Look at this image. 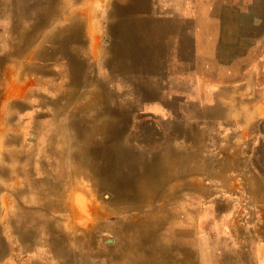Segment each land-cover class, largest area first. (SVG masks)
Here are the masks:
<instances>
[{
  "label": "rangeland",
  "instance_id": "obj_1",
  "mask_svg": "<svg viewBox=\"0 0 264 264\" xmlns=\"http://www.w3.org/2000/svg\"><path fill=\"white\" fill-rule=\"evenodd\" d=\"M62 1L69 9H90L91 33L88 34L82 22L78 52L72 64L60 55L46 61L43 58L44 61L40 59L37 65L50 73L40 74L31 67L32 49L35 45L44 47L45 36L52 34L57 24L67 26L70 22L65 21L63 15L45 16L40 4L44 0H0V92L11 91L22 105L5 108L1 113L5 118L0 121V156H3L0 167L11 174L0 175V264H73L76 256L90 261H103V256L108 259L103 261L105 264H122L124 251H128L121 247L125 239L106 228L94 233L93 243L85 240L84 227H90L92 220L90 201L97 200L98 204L112 209L104 218L106 225L147 216L153 210V206L145 205L142 211L117 212L110 202L115 198L111 190L94 187L80 174L75 176L77 188L65 192L72 198V208L77 214L72 220L75 232L68 230L71 222H67L64 215L45 204V199H55L53 192L57 193L58 188L59 193L64 191L56 182L67 179L59 175L55 154L47 140L60 137L62 125H66L76 142L96 137L89 120L81 128L70 124L75 115L76 122L90 118L86 109L90 100L122 108L128 107L124 104V94L131 98L129 102L134 104L129 105L131 113L125 122L122 139L116 145L122 144L130 153L134 151L143 157H149L145 154L151 151L158 157L164 155L168 134L174 150L190 152L194 149L196 156L202 151V155L219 160L229 155L227 168L232 167V155H252V150L259 145L264 152V118L256 123L251 112L254 104H264V0H148L152 8L177 22L180 30L177 40L179 36L184 39V46L180 47L176 39H171L170 46L164 47L152 42L151 37L139 38L140 42L134 39L129 47L128 74L114 71V65H107L105 61L112 58L108 47L112 42L109 25L113 20L109 13L114 5L131 8L132 1ZM49 3L54 4L55 0ZM158 16L162 14L154 18ZM78 18L74 17L76 21ZM115 41L121 43L119 39ZM15 54L17 63L10 60ZM118 57L122 59L120 54ZM71 65L73 69L84 68L81 79H89L85 80L82 93L73 102L83 107V112L75 110L78 114L71 115L72 110H69L57 115L50 101L57 95L64 99L72 92V77L76 73H72ZM115 65H118L117 60ZM51 72L56 77L53 80L50 79L52 75H47ZM133 91L137 96H131ZM248 146L249 152L245 150ZM87 149L83 153L77 151L74 159L68 156L64 167L71 169L75 163L81 164L83 160L79 155L86 157ZM16 150L21 151L22 159L9 157L8 154ZM28 155L33 156L32 169L26 172ZM254 163L264 171L262 161ZM14 166H20L21 172L18 173ZM233 173L234 169H227L228 186L224 179L217 183L223 194L212 199L217 207L216 215L206 210L209 205L205 202H198L193 195L188 198L186 208L191 216L176 224L180 228L178 234L182 235L181 231L185 230L190 241L202 240L200 245L205 243V248L195 247L188 253L176 248L177 252L172 247L166 251L171 258L186 259V264H264V201L256 200V194L238 186L239 177ZM194 175L189 179L202 181V177ZM203 182L211 184L208 179ZM50 185L51 191L47 189ZM178 207L183 209L182 205ZM178 207L173 211H178ZM28 211L36 216L34 225L26 219ZM201 215H206L203 224ZM44 219L51 222L50 232L56 235L52 239ZM114 229L118 231L119 227ZM28 235L34 239L27 238ZM168 236L172 237L171 233L164 232L163 237L168 240ZM176 237L180 241V236ZM114 249L117 252L110 254ZM145 255H150L152 261L162 257L156 247Z\"/></svg>",
  "mask_w": 264,
  "mask_h": 264
},
{
  "label": "bare ground",
  "instance_id": "obj_2",
  "mask_svg": "<svg viewBox=\"0 0 264 264\" xmlns=\"http://www.w3.org/2000/svg\"><path fill=\"white\" fill-rule=\"evenodd\" d=\"M65 18L64 20L67 22H70L74 19V17ZM60 25L57 24V28L52 32V34L50 33L48 37L50 42L52 38L56 37V35L59 34L62 36L66 30L72 28L71 24L67 26L64 24H62V26ZM73 31V29L70 31L69 35L67 36L68 38H74L75 34ZM119 34L120 33H118V35ZM60 48V50H54L52 48H47L46 45L44 47L41 45H35L31 51V61L33 64L31 65L32 70L40 74L50 73L45 72V68L43 66H38L37 61L40 59L43 60V58L45 61L46 59L49 60L51 58H55L56 56H59V53L65 55L69 54V48L65 46H61ZM108 48L111 50L110 53L112 58L111 60L107 59L105 64H113L114 71L119 70L124 72V74H128L130 69L128 68L127 63H129L128 56H131V50L127 47V43L124 42L121 44H116V41H112ZM70 50L72 51V49ZM16 52L17 51L14 53ZM119 54L121 55L122 59L118 57ZM13 56L14 59L10 58L11 62L17 63L15 60L16 54ZM9 57L11 56L9 55ZM116 60L118 65H115ZM24 67L28 69L27 66ZM70 68L73 69V66L71 65ZM83 70L84 68L73 69L72 73H76V75H73L72 77V92L70 94H68L64 99H61V97H58L57 95L56 98L50 101V105L53 107L52 110H54L53 112H56L57 115L69 110H72L71 115L82 111L81 109L83 107H79V104L73 102L82 93L81 90L84 88V83L87 79H81ZM132 73L135 74L134 72ZM47 75H52L53 78H50L52 80L56 78L52 72L51 74ZM88 81L89 79H87V82ZM126 91H128V89ZM132 95L137 96L134 91L131 92V96ZM123 98L125 100L124 104H127L128 107L120 108L116 105L107 106L101 102H98L97 100H90L87 102L88 106H86V109L91 114L90 118H82L76 122L75 115L72 123L70 124H72L73 127L76 125V127L79 126L81 128L87 125L88 122L86 120H89L90 126L93 125L91 127L93 134L96 136L93 139L82 140L81 138L80 141L76 142L72 139L71 133L66 129V125H62L60 127V133H62L60 134V137H57L56 139L49 138L47 140L52 152L55 154L54 156L58 166L59 175L61 177L66 176L67 179H65V182H62L63 184L60 181L56 182V186L62 187L64 191L59 193L58 188L56 190L57 193L53 192L55 199H45V204L49 206L51 205V207L53 206L56 213L64 215L66 218L65 220H68L67 222H71V224L68 225V230L72 233L75 232L77 229L75 225L72 224V220L77 216V214L72 208V198H70L68 194H65V192L77 188V183L75 181L76 175H84L88 181H91V184L94 187L111 190V193L115 198H112L110 202L114 206V210L117 212H122L123 210L142 211L144 210L145 205L153 206V210L151 209L152 211H150L147 216H136L131 220L122 219L119 223L106 225L104 218L108 216V212L112 213V209L108 210L107 207L98 204L99 201L97 200L94 202L90 201L89 207L90 210L92 209V220L89 223L90 227H84L86 232L85 240L87 243L94 242V233H97L99 230H106L107 228L111 230V233H113L115 236L126 240V243L123 245L120 244L122 248L126 250L128 249V251H124L125 259L122 264H186V259L171 258V256H169L166 251L171 250L173 247L176 251L179 249L181 252L186 251L189 253V251L191 252V250L195 247H198L199 249L202 247L205 248V243L204 246L200 245L202 242H204L202 240L199 241L198 239V242H194L196 240L193 241L191 239L192 241H190L189 239L191 237H187V234H184L187 233L185 230L181 229L183 230L181 232L184 233L182 235L178 234V230L180 228L179 225L176 224L180 221H183V219L187 220L186 218L189 217L188 215L191 216V211L186 208L188 205V198H193L194 196L198 202H205L206 205H209L207 207L208 209L206 210H211V212L216 215L217 207L214 205L212 199L214 197L216 198L220 194H223L217 183H219V180L224 179V184L228 186L227 180L225 179V174L227 169L234 168L237 170L239 168L238 159L233 161L235 165H231V168H227L228 162L226 164L215 165L208 155H202V151L199 153L201 155L196 156L198 154L195 155L196 151L194 149L190 152H188L189 150H174L169 144V134L166 137L168 142L165 148L166 151H164V155L162 154L159 157L153 151L145 154L150 155L149 157H143V155L134 151H132L133 153H130L129 150H127L128 147L122 144L117 147L116 144H119L122 139L121 135L124 133L125 122L130 116V110L134 104L132 101L129 102L131 99L129 96L124 94ZM138 103L141 102L138 101ZM17 105L20 106L21 103L16 101V98L12 95L11 91L3 93L0 92V121L5 118L4 115L1 114L2 112H5V108H11L12 106ZM57 106H60V108L56 109ZM75 110H77V112H75ZM52 136L53 133L50 134V137ZM15 142L16 140L14 143ZM111 142L115 143L112 146H109ZM89 147H91L90 151ZM86 149L88 155L90 156L87 157L88 155H85L86 157H84L83 155H79V157L83 160V162H88V166L84 165L83 162H81V164L77 162L78 164L75 163L71 169H66L64 167V162L66 159H68V156L69 158L71 156L72 159H74L75 155H78L77 151L83 153ZM15 152L16 153L8 154L9 157L11 155V159L13 160L22 159L19 154L21 151L16 150ZM5 157L6 156H4V158ZM2 158L3 156H0V160ZM32 158V155H28L26 160L28 163L27 169H25L26 172H29L32 169V165L30 164ZM14 167H16L15 169L18 171V173L21 172L20 166ZM210 173L214 174L209 176ZM9 174H11L9 171L5 170L3 167H0V175L8 176ZM194 174H198L200 177H202V181L199 179L190 180L189 177ZM205 179L211 181L210 186L204 184L203 181ZM248 179L249 176L245 175L243 183L245 182L246 184ZM230 188L232 187L230 186ZM47 189L51 191L53 187L50 185L49 188L47 187ZM249 192L256 195H262L261 192H255V190H249ZM189 193L191 195H189ZM158 202L160 204H157ZM181 205L183 208L182 210L178 207ZM175 207H178V211H173V209L175 210ZM103 209H107L108 211L106 213H100ZM68 210L69 213L66 214ZM178 213L179 219L177 220L176 218H178ZM205 216H200L201 224H203L204 221L202 219H204ZM22 219H24V216ZM26 219L33 225L36 222V216L32 214L31 211L26 212ZM43 222L46 225L47 233H50V238H54L56 235L54 236L50 232L51 228L49 225L51 222L45 219ZM129 225L131 226L130 229L128 228ZM112 226H118L119 230L116 231ZM164 232L171 233L173 241L171 236H168V240L165 239L163 237ZM176 236H180V241H178V237ZM27 238L34 239V237L31 235H28ZM149 240L151 243L147 242ZM155 247L162 257H160L159 260L152 261L150 255L147 257L145 253L146 251H149ZM57 252L62 253L60 250H57ZM116 252L117 251L114 249L110 254L114 255ZM102 258L104 262L106 260L108 261L107 258L103 256ZM103 261L99 259L95 264H105ZM73 264H94V262L79 256L77 262L73 259Z\"/></svg>",
  "mask_w": 264,
  "mask_h": 264
},
{
  "label": "crops",
  "instance_id": "obj_3",
  "mask_svg": "<svg viewBox=\"0 0 264 264\" xmlns=\"http://www.w3.org/2000/svg\"><path fill=\"white\" fill-rule=\"evenodd\" d=\"M54 1V0H52ZM79 0H72L73 3H76ZM86 1V0H85ZM133 5L131 8L128 9H122L116 5L113 7L112 13H109V16L112 17V23L109 25V33L112 36L113 40H118L121 43L126 42L127 47L132 46V41L135 39L137 42H140L139 38L150 39L152 38V42L160 43L159 46H170L171 39L172 41H176L180 47H183V41L180 36L177 40V37L180 32L179 26L176 21H173L172 19H168L166 13H162L161 11L156 10V8H152V4L148 2V0H131ZM41 4V12L44 13L45 16H48L50 14H55L57 16L63 15L64 18L67 17H79L78 21L71 20L70 24L72 25L71 29L66 30L62 36L59 34L56 35L55 38L51 39V42L49 41V34L45 36V43L44 45L47 46V48H56L57 50H60L62 47L69 48V54H61L58 55L63 56L66 58L68 64H72L74 61L75 55L78 52V37H79V25L81 23L86 24V29L88 34L91 33V27H90V21H91V14L89 8H82L79 10L75 9H69L68 4H66L62 0H55V3H49V0H44V2ZM152 8V9H151ZM88 11V12H87ZM88 14V15H87ZM162 14V16H158L157 18H154L155 15ZM154 15V16H153ZM65 18V19H66ZM153 23H156L155 25ZM60 25V24H59ZM74 30V38H68L71 30ZM67 32V33H66ZM118 33H120L118 35ZM167 33V34H166ZM118 35V36H117ZM134 35V37H133ZM135 35L137 36L135 38ZM172 35V37H171ZM91 39H94V36H91ZM68 40V41H67ZM120 43V44H121ZM72 49V51L70 50ZM183 93H185V88H182ZM186 95V93H185ZM192 107V106H191ZM252 116L255 118V121H260L264 118V104L263 103H256L251 108ZM254 121V122H255ZM260 123V122H259ZM262 123H260L261 125ZM251 148L249 146L245 148L246 151H250ZM252 155H232V158L230 159L232 161V166H234V162L236 159H238L239 162V168L236 170L234 169L235 175L239 177V180L237 182L238 186H242L246 191L249 190H255V192H261L264 193V171L262 172L259 170V166H256L254 161H258L261 163H264V152L261 150L260 145L255 147L252 150ZM257 154V155H253ZM229 155H226L224 157V160H219L218 158H210L214 162L215 165H221L226 164L228 161ZM256 167V171L254 172V168ZM258 167V168H257ZM245 175L249 176V179L247 183L245 184L244 177ZM243 178V179H242ZM242 184V185H241ZM245 186V187H244ZM241 188V187H240ZM248 188V190H247ZM260 196V197H259ZM256 200L258 198L260 200L263 199L264 201V195H258L254 197ZM79 259V256H76L74 260L77 262ZM99 259H95L94 264L98 262Z\"/></svg>",
  "mask_w": 264,
  "mask_h": 264
}]
</instances>
